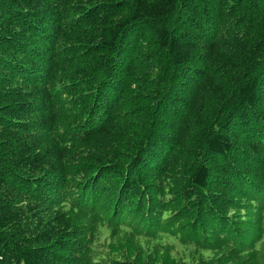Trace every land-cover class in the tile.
I'll use <instances>...</instances> for the list:
<instances>
[{
	"label": "trees",
	"instance_id": "1",
	"mask_svg": "<svg viewBox=\"0 0 264 264\" xmlns=\"http://www.w3.org/2000/svg\"><path fill=\"white\" fill-rule=\"evenodd\" d=\"M0 264H264V0H0Z\"/></svg>",
	"mask_w": 264,
	"mask_h": 264
},
{
	"label": "rangeland",
	"instance_id": "2",
	"mask_svg": "<svg viewBox=\"0 0 264 264\" xmlns=\"http://www.w3.org/2000/svg\"><path fill=\"white\" fill-rule=\"evenodd\" d=\"M123 248H124V247H121L120 249H123ZM125 253H126V250L123 249L122 255H125Z\"/></svg>",
	"mask_w": 264,
	"mask_h": 264
}]
</instances>
